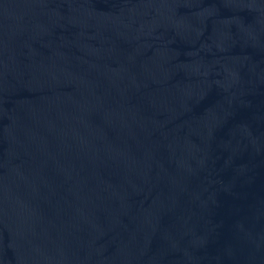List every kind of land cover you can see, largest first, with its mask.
<instances>
[{"label": "water", "instance_id": "95a60500", "mask_svg": "<svg viewBox=\"0 0 264 264\" xmlns=\"http://www.w3.org/2000/svg\"><path fill=\"white\" fill-rule=\"evenodd\" d=\"M0 264H264V0H0Z\"/></svg>", "mask_w": 264, "mask_h": 264}]
</instances>
